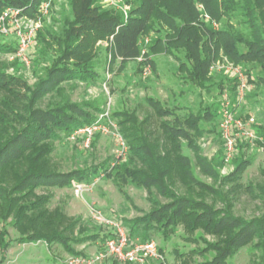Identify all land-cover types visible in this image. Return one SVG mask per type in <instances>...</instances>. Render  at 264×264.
Masks as SVG:
<instances>
[{
    "label": "trees",
    "instance_id": "obj_1",
    "mask_svg": "<svg viewBox=\"0 0 264 264\" xmlns=\"http://www.w3.org/2000/svg\"><path fill=\"white\" fill-rule=\"evenodd\" d=\"M44 1L0 0V13L10 7L33 17ZM122 1L129 6L126 19L103 0H67L60 28L38 34L32 86L17 73H8L16 63L0 61V253L18 244L43 245L48 253L57 247L80 256L76 247L104 243L110 234H90L79 218L51 207V191L105 177L124 197L127 186L147 193L150 210L124 222L130 241L149 242L152 233L167 241L168 232L176 234L183 226L186 234L198 232L194 240L205 244L198 254H212L201 264H227L246 246L262 255L264 168H258L259 180L244 182L252 162L240 150L241 141L247 140L238 139L235 168L222 176L224 147L208 161L199 140L214 132L209 124L220 118L222 109L221 103L204 104L202 95L222 97L227 88L223 79L210 76L212 63L225 58L242 67L247 85L264 96V0ZM151 34L155 37L145 45ZM3 38L0 57H7L16 47ZM102 42L107 45H98ZM142 50L146 54L138 62ZM101 52L108 68L119 63L118 72L134 63L135 75L144 65L155 73L153 58L170 57L178 63L172 75L185 72L186 77L177 78L197 90L200 99L195 107L168 108L144 97L132 109L113 111L111 118L128 146L126 158L112 168L108 162L64 173L54 159L56 144L103 112L94 101L74 102L68 87L100 81L96 65ZM231 82L235 93V80ZM255 135L264 145V129ZM243 198L260 206L250 217L237 213ZM207 235L216 240L206 241ZM20 258L16 264H30ZM50 260L44 258L41 264H61Z\"/></svg>",
    "mask_w": 264,
    "mask_h": 264
},
{
    "label": "rangeland",
    "instance_id": "obj_2",
    "mask_svg": "<svg viewBox=\"0 0 264 264\" xmlns=\"http://www.w3.org/2000/svg\"><path fill=\"white\" fill-rule=\"evenodd\" d=\"M125 6L129 9L128 5ZM66 12H68L67 0H59L53 3L47 17L40 18L41 26L37 32L36 42L29 53L30 65L28 68L17 60L10 61L9 57H0V61L8 64L16 63V68L10 67L8 69L9 74L17 73L30 86L35 83L37 64L34 60L37 57L38 34L50 30L57 31L60 28L61 18ZM217 26L218 24H215L214 28L216 29ZM154 37L155 35L151 34L145 39L149 41ZM3 39V41L15 46L13 37H4ZM98 45L105 47L107 42H102ZM106 59L108 60L106 54L101 52L96 65V71L100 75L98 83L77 84L74 89L68 87L70 96L74 102L94 101L103 111L108 108L109 115L111 116L113 111L125 108L132 109L144 97L155 98L168 108L176 105L179 107H195L200 99L197 90L190 89L188 84L180 82L177 78L186 77L185 72H177V77L172 75V73L176 72L178 63L170 57L162 55L154 57L156 72L149 71L145 73L147 65H144L141 67L142 72L140 75L134 74V63H129L124 71L118 72L119 63L117 62L110 69L108 68ZM40 62L43 65L46 64V61ZM11 70L12 72H10ZM210 76L214 79H223L225 81L229 100L236 117L244 121L250 116L255 121V124L251 127L255 139L252 142L242 140L240 150L243 159L252 162V165L247 168L244 174V182L259 180L258 168H264V145H261L255 132L260 128L264 129V96L261 94L262 90L251 89L249 87L245 102L237 106L234 100L235 93L230 91V87L233 85L231 81L234 80V77L224 71H211ZM230 82L231 85H228ZM179 91H182L181 95L178 94ZM202 102L204 104L211 102L222 104V97L219 95L217 98H207L202 95ZM219 123L220 118L215 122H211L209 126L211 129H214V132L199 140L202 156L208 161H214L218 157V153L222 151L223 142L219 133ZM237 148L235 149L237 150ZM113 152L114 143L110 137L96 136L89 149H83L79 140L73 143H69L68 141L57 143L54 159L60 164L61 171L66 173L74 169L86 170L106 165L108 162L111 167V163L114 161ZM233 159H235L234 156L229 163L223 164L220 173L225 170V175L222 176H226L234 170L235 164L232 163L234 162ZM125 191L128 198L118 192L111 179L104 177L99 179L91 193L84 194L80 199L73 196L72 188L53 189L51 191L53 193L51 207L60 206L69 216L79 218L88 233L105 234L107 232L104 228L95 225L91 221L88 210L89 206L100 209L105 216L118 219L124 228H126L125 221L139 217L142 213H147L150 210L151 206L145 191L135 189L132 186H127ZM258 208L260 206L257 202H251L247 198H243L237 207V213L250 217ZM177 228L178 233H167V241H163L160 234H151L150 241H153L157 245L161 260L149 261L148 264H201L212 257L211 253H197L205 247L202 241L194 240L198 232L186 234L183 226H178ZM9 233L11 238H15V234L10 229ZM205 239L208 242L216 240L213 236L208 235L205 236ZM102 245L103 243L100 241L89 242L76 247V251L78 253L81 252L82 255L80 256L89 257L99 251ZM20 257L30 264H41L44 258H48L49 263L51 262L50 259H54L64 264L66 259L72 256L57 247H52L48 253L46 247L43 245L38 247L13 244V247L8 249L7 253H0V264H16L21 259ZM102 264L108 263L105 261ZM109 264L119 263L110 260ZM227 264H264V253L261 255L259 250L253 249L252 246H246L240 249Z\"/></svg>",
    "mask_w": 264,
    "mask_h": 264
},
{
    "label": "built area",
    "instance_id": "obj_3",
    "mask_svg": "<svg viewBox=\"0 0 264 264\" xmlns=\"http://www.w3.org/2000/svg\"><path fill=\"white\" fill-rule=\"evenodd\" d=\"M57 1L59 0H45L41 4L38 13L33 17L27 16L21 9L10 7L0 13V36L13 37L15 40L16 51L14 54L7 56L10 61L17 60L25 67H29V53L36 42L37 32L41 26L40 18L47 17L51 6ZM103 4L108 9L120 11L124 19L127 18L128 8L122 0H103ZM148 42V39L144 40L145 45ZM145 54L146 51L142 50L141 57L137 61L141 62ZM149 71V67H146L145 73ZM210 71L230 73L234 77L236 85L234 99L236 105L240 106L245 102L249 86L239 67L222 58V60L212 63ZM254 124L253 117L249 116L244 121L236 117L229 100L228 91H223L219 133L224 147L225 164L229 163L233 157L238 139H246L250 142L255 139L254 133L251 131ZM96 136L110 137L114 143V161L111 163V168L126 158L128 154L127 143L116 122L109 115L108 108L100 113L90 125L74 130L67 141L73 143L79 140L83 149H89ZM224 171L221 172V175H225ZM100 178L93 180L91 183L73 184V196L80 199L84 194L91 193ZM88 210L91 221L95 225L104 228L110 234V237L105 240L99 251L89 257L72 256L66 259L65 264H102L110 260H114L119 264H148L149 261L161 260L157 245L153 241L145 243L137 240L130 241L125 228L118 219L105 216L100 209L93 206H89Z\"/></svg>",
    "mask_w": 264,
    "mask_h": 264
},
{
    "label": "crops",
    "instance_id": "obj_4",
    "mask_svg": "<svg viewBox=\"0 0 264 264\" xmlns=\"http://www.w3.org/2000/svg\"><path fill=\"white\" fill-rule=\"evenodd\" d=\"M225 90H227V89H225ZM225 90H224V91H225ZM109 262H110V261H107L108 264H109Z\"/></svg>",
    "mask_w": 264,
    "mask_h": 264
}]
</instances>
